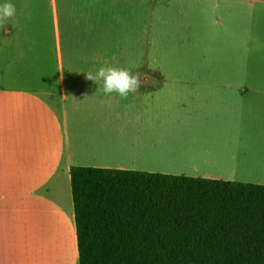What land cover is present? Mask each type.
<instances>
[{
	"label": "crops",
	"instance_id": "obj_1",
	"mask_svg": "<svg viewBox=\"0 0 264 264\" xmlns=\"http://www.w3.org/2000/svg\"><path fill=\"white\" fill-rule=\"evenodd\" d=\"M215 3L152 1L167 46L117 121L102 81L0 87V264H80L73 165L264 184V0Z\"/></svg>",
	"mask_w": 264,
	"mask_h": 264
},
{
	"label": "trees",
	"instance_id": "obj_2",
	"mask_svg": "<svg viewBox=\"0 0 264 264\" xmlns=\"http://www.w3.org/2000/svg\"><path fill=\"white\" fill-rule=\"evenodd\" d=\"M80 264H264V184L73 165Z\"/></svg>",
	"mask_w": 264,
	"mask_h": 264
},
{
	"label": "rangeland",
	"instance_id": "obj_3",
	"mask_svg": "<svg viewBox=\"0 0 264 264\" xmlns=\"http://www.w3.org/2000/svg\"><path fill=\"white\" fill-rule=\"evenodd\" d=\"M152 1L12 0L16 15L0 28V87H39L36 78L43 77L50 90L63 78L64 100L79 108L87 103L82 92L86 72L128 66L132 60L137 65L132 70L141 78L158 76L157 68H151L152 52L156 62L167 42L161 32H152ZM111 95L116 96L110 110L117 121L119 111L128 112L118 103L129 97Z\"/></svg>",
	"mask_w": 264,
	"mask_h": 264
},
{
	"label": "clouds",
	"instance_id": "obj_4",
	"mask_svg": "<svg viewBox=\"0 0 264 264\" xmlns=\"http://www.w3.org/2000/svg\"><path fill=\"white\" fill-rule=\"evenodd\" d=\"M213 10L218 4L213 0L211 5ZM16 15V6L12 0H3L0 3V28H3L6 21L11 20ZM137 65L134 61L129 60L128 66H101L95 72H86V79L97 84L103 83V92L105 94L118 93L120 97L127 98L130 93H137L141 85V74L134 72L132 69ZM151 67V66H149ZM152 68V67H151ZM155 70L156 68H152ZM148 82L154 83L151 77L147 78Z\"/></svg>",
	"mask_w": 264,
	"mask_h": 264
},
{
	"label": "bare ground",
	"instance_id": "obj_5",
	"mask_svg": "<svg viewBox=\"0 0 264 264\" xmlns=\"http://www.w3.org/2000/svg\"><path fill=\"white\" fill-rule=\"evenodd\" d=\"M134 134L135 133H133V135L132 136H134ZM147 138V141H148V143L151 141L150 139L152 138V136H155V135H152V134H150V133H144L143 135H142V137H141V140H143L145 137Z\"/></svg>",
	"mask_w": 264,
	"mask_h": 264
}]
</instances>
